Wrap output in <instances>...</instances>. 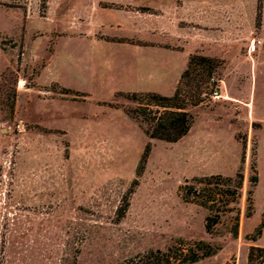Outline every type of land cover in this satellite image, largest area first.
<instances>
[{
    "label": "rangeland",
    "instance_id": "1",
    "mask_svg": "<svg viewBox=\"0 0 264 264\" xmlns=\"http://www.w3.org/2000/svg\"><path fill=\"white\" fill-rule=\"evenodd\" d=\"M190 54L220 61L217 89L178 141L150 139L119 92L171 95ZM239 169L238 235L235 211L208 233L179 187ZM262 220L264 0H0V264H116L179 240L216 250L185 264H247Z\"/></svg>",
    "mask_w": 264,
    "mask_h": 264
},
{
    "label": "trees",
    "instance_id": "2",
    "mask_svg": "<svg viewBox=\"0 0 264 264\" xmlns=\"http://www.w3.org/2000/svg\"><path fill=\"white\" fill-rule=\"evenodd\" d=\"M220 61L211 56L190 54L186 68L181 73L177 85L171 95H163L154 91L119 92L120 95L134 101V107L125 110L127 115L142 124L144 134L150 139L176 142L186 135L193 123V115L187 110L189 105H198L204 97L217 89L216 77ZM209 90V91H208ZM147 143L143 151L140 167L142 168L149 152ZM249 182L253 186L258 181L255 167ZM244 175L239 169L234 176L211 174L185 181L179 187L183 201L195 203L208 211L205 218V229L210 233L228 211H235L231 234L238 235L239 208ZM248 191L247 209H251L252 200ZM264 227L262 220L255 231L259 236ZM215 248L204 240L184 241L170 245L165 250L149 249L116 264H185L193 263L215 253ZM247 264H264V247L252 245L247 253Z\"/></svg>",
    "mask_w": 264,
    "mask_h": 264
},
{
    "label": "built area",
    "instance_id": "3",
    "mask_svg": "<svg viewBox=\"0 0 264 264\" xmlns=\"http://www.w3.org/2000/svg\"><path fill=\"white\" fill-rule=\"evenodd\" d=\"M261 44V40H253L248 46H247V52L251 55L254 54L257 50L259 45Z\"/></svg>",
    "mask_w": 264,
    "mask_h": 264
},
{
    "label": "crops",
    "instance_id": "4",
    "mask_svg": "<svg viewBox=\"0 0 264 264\" xmlns=\"http://www.w3.org/2000/svg\"><path fill=\"white\" fill-rule=\"evenodd\" d=\"M187 62H188V58H187ZM186 65H187V63H186ZM152 66H155V65H154V63H153V65H152ZM185 68H186V66H185V67H184V68H183V69L180 71V73H179V75H178V77H177L178 79H179V77H180L181 73L183 72V70H184ZM176 80H177V79H176ZM177 81H178V80H177Z\"/></svg>",
    "mask_w": 264,
    "mask_h": 264
}]
</instances>
